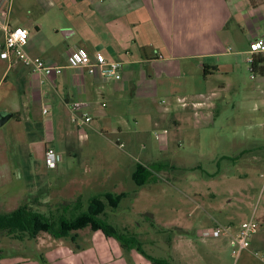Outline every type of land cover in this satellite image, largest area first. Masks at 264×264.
<instances>
[{"label":"crops","instance_id":"0c3cea01","mask_svg":"<svg viewBox=\"0 0 264 264\" xmlns=\"http://www.w3.org/2000/svg\"><path fill=\"white\" fill-rule=\"evenodd\" d=\"M61 1L62 4L57 0H39L31 9L24 7V16L22 0L10 3L7 23L11 28L28 31V55L64 69L59 75L43 77L18 61L0 60V112L11 115L0 127V214L14 211L39 190L40 182L35 179L37 174L44 176L43 167L38 166L40 162L45 164L47 148L61 159L65 153L75 158L78 142H87L88 137L79 139L71 122V102L85 103V111L91 117L86 127L90 130L91 123L109 117L104 110L112 107L113 100H122L124 94L135 101L154 103L159 97L156 112L139 106L135 116L148 115L155 124L169 119L176 129L182 127L180 113L188 111L195 116L197 110L201 120H214L220 109L217 100L225 92H242L241 99H253L254 104L264 108V76L255 74L250 88L244 84L249 73V44L264 39V0H85L89 8L71 13L74 19L65 15L62 5H75L78 0ZM6 6L7 0H0V9ZM2 40L0 31V44ZM73 47L89 54L101 53L109 61H120L119 79L104 80L84 70L67 68ZM180 97H185L189 104L201 105L196 110L190 105L182 107L176 101ZM43 109L47 112L43 113ZM250 109L259 110L257 106ZM261 139L264 141V137ZM115 143L119 147V141ZM245 153V166L264 167V144L254 151L240 147L218 161L233 166ZM59 166L50 171L61 174ZM136 166L131 174L135 185ZM107 192L127 196L125 192ZM234 209L237 210L228 202L221 213L233 234L243 222L236 219ZM88 230L73 231L64 239L38 233L29 239L34 242L31 253L26 252V247L12 245L6 253L0 250V264H150L135 250L124 252L115 239L100 230ZM205 240L202 246L211 255V262L218 264L229 237ZM187 242L178 239L176 247L171 246L170 264H188L179 250ZM261 242L264 245V240Z\"/></svg>","mask_w":264,"mask_h":264},{"label":"rangeland","instance_id":"374dc122","mask_svg":"<svg viewBox=\"0 0 264 264\" xmlns=\"http://www.w3.org/2000/svg\"><path fill=\"white\" fill-rule=\"evenodd\" d=\"M22 2L21 16H24V7L27 10L35 7V3L39 4V0ZM87 8L89 5L85 0H78L75 5L70 2L62 5L65 15L73 19L71 13ZM252 80L248 73L244 83L246 88L253 86ZM242 96V92L222 93L217 100L220 109L214 120H201V115L197 118L200 113L194 116L188 110L180 113L182 127L176 129L169 119L155 124L148 115L135 116L139 106L156 112L160 107L159 97L154 103L143 99L135 101L124 94L122 100H113L112 107L104 110L108 118L91 123L92 130L84 129L88 140L78 142L75 158L66 153L62 155V164L58 165L61 174L50 171L46 163H39L44 176L37 174L35 182H40L41 186L38 191L52 203H56L55 198L72 202L80 196L83 211L94 195L107 191L125 192L127 196L114 208H105L103 220L121 234L134 235L144 250L157 258L169 260L171 246L176 247L178 239L187 240L185 247L179 250L187 257L188 264H213L211 255L201 244L206 241L201 234L203 230H210L213 224L227 226L221 213L230 202L237 208L234 209L236 219L247 221L252 218L258 223V230L251 237L249 249L238 256L232 255L230 242L225 243V252L218 264H264V245H261L264 240V167L245 166L246 153L233 166L218 161L219 157L232 154L240 147L254 151L259 144H264L261 139L264 137V108L254 104L253 99L244 101ZM255 106L258 111L250 109ZM199 119L201 121L197 122ZM115 140L119 141V147ZM156 162L162 164L161 170L154 174L153 180L137 187L131 180L135 166ZM49 182V187L42 188ZM236 192L241 195L233 194ZM143 214H151L154 223ZM89 228L81 230L89 231ZM15 244L14 248L22 246L26 247L27 253L33 251L32 240L19 241L0 234L2 253Z\"/></svg>","mask_w":264,"mask_h":264},{"label":"trees","instance_id":"16d2710c","mask_svg":"<svg viewBox=\"0 0 264 264\" xmlns=\"http://www.w3.org/2000/svg\"><path fill=\"white\" fill-rule=\"evenodd\" d=\"M250 74L264 76V58L253 59ZM161 168L162 164L159 162L148 166L138 164L133 177L136 185L140 187L153 180L154 172H159ZM140 176H142L141 180H138ZM124 196V194L102 192L90 197L88 206L83 211L80 196L70 203L43 202L47 196L38 191L34 195H29L14 211L0 214V234L20 241L24 238L33 239L39 232H45L54 239H64L73 231L90 227L93 231L100 230L105 236L115 239L121 249L135 250L150 264H170L169 260L148 254L134 235L121 234L103 220L105 208L107 206L114 208ZM142 216L154 223L151 214ZM176 230L182 233L181 230Z\"/></svg>","mask_w":264,"mask_h":264},{"label":"built area","instance_id":"2783aa9c","mask_svg":"<svg viewBox=\"0 0 264 264\" xmlns=\"http://www.w3.org/2000/svg\"><path fill=\"white\" fill-rule=\"evenodd\" d=\"M12 0H7V6L0 9V31L3 34V40L0 44V60L12 63L18 61L24 66L30 67L34 74L48 77L52 74L59 75L64 67L47 65L38 57H31L25 50L28 43V31L22 27L11 28L8 23L10 3ZM249 57L247 63L250 65L255 55L264 56V39H256L249 44ZM67 68L84 70L89 75H96L104 80L119 79L122 63L120 61H109L105 59L101 53L89 54L85 50L77 47L70 49L67 57ZM251 78L254 77L250 74ZM182 107L190 105L195 110L201 105L199 103H191L185 97H180L176 100ZM85 103L74 101L70 104L71 122L75 124L79 139H86L87 133L84 128L91 122V117L85 111ZM47 110L43 109V113ZM197 115V110L195 111ZM46 167L49 170L56 169L61 162V156L53 149L47 148L44 152ZM258 223L250 218L239 224L235 234L231 233L229 227L216 224L210 230H203L201 236L204 238L210 237H229L231 244V253L233 256H238L241 252L248 250L250 247L251 237L257 233Z\"/></svg>","mask_w":264,"mask_h":264},{"label":"water","instance_id":"95a60500","mask_svg":"<svg viewBox=\"0 0 264 264\" xmlns=\"http://www.w3.org/2000/svg\"><path fill=\"white\" fill-rule=\"evenodd\" d=\"M11 115L6 112H0V127L7 121L9 120Z\"/></svg>","mask_w":264,"mask_h":264}]
</instances>
